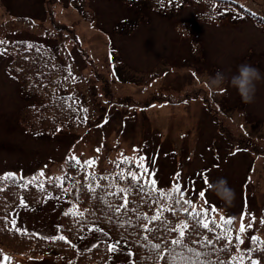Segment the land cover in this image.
Listing matches in <instances>:
<instances>
[{"label": "rangeland", "instance_id": "1", "mask_svg": "<svg viewBox=\"0 0 264 264\" xmlns=\"http://www.w3.org/2000/svg\"><path fill=\"white\" fill-rule=\"evenodd\" d=\"M240 2L254 12H264L263 1ZM202 7L193 2L163 10L146 1L0 0V40L28 38L50 46L57 61L74 67L63 90L74 94L87 109L82 123L51 134L28 132L20 121V107L41 99L21 93L9 69L14 46L2 45L0 177L5 173L25 181L34 176L37 181L59 177L65 158L73 154L81 165L90 158L96 160L94 169L83 167L86 172L111 171L117 159L137 162L142 155L149 172H156L158 189L169 190L179 183L185 198L191 197L197 209H208L218 223L222 215L232 217L234 239L242 214L245 225L255 224L253 216L264 218V152L244 151L222 134L226 130L241 134V138L233 137L239 145L249 137L264 145V79L257 82L251 104H245L228 83L220 88L209 86L217 70L231 76L245 63L264 76V25L252 18L203 22L195 15ZM158 91L169 98H155ZM151 95L155 100H147ZM229 103L237 108L235 117L242 125L232 121L234 107H228ZM206 104L221 106L223 113L215 110L225 130L220 132L219 123L214 125ZM40 171L44 177H39ZM219 178L235 190L231 206L207 187ZM63 189L66 195L48 193L38 206L26 201L29 206L23 207L18 202L11 220L29 232L61 235L59 214L75 206L73 190L65 184ZM98 228L91 225L74 242L75 248L86 249L99 239L110 244L116 241ZM251 235L264 240V224L246 231L242 248L253 246ZM119 247L121 251L110 253L105 264H134L127 255L129 247L122 242ZM0 251L12 257L6 264H68L53 252L14 251L1 244Z\"/></svg>", "mask_w": 264, "mask_h": 264}, {"label": "trees", "instance_id": "2", "mask_svg": "<svg viewBox=\"0 0 264 264\" xmlns=\"http://www.w3.org/2000/svg\"><path fill=\"white\" fill-rule=\"evenodd\" d=\"M128 1H146L150 6L166 10L169 7L178 8L185 2H193L195 4L202 3L203 7L196 11L198 19L206 22H220L225 18L231 20L239 18H252L256 23L264 25V12H254L250 7L242 4L240 0H128ZM263 1L264 0H260ZM222 13V15H221ZM216 18L213 19L212 17ZM28 44L33 45L32 48ZM14 46V54L9 63V69L12 71L20 83V90L23 94H33L40 96L39 103H26L20 107V121L26 130L33 134H49L55 132L58 128L69 125L73 121H82L84 119L85 109L74 97L73 94L63 90L68 74L69 67L73 72L71 65L63 64L57 61L56 55L52 49L42 42L30 39H17L12 42ZM264 152V148H257ZM123 159L113 164L111 171L96 173L97 175L107 174L112 178L103 181L104 185L109 183L117 187H123L126 180H116L117 172H123L125 175L131 171L138 172L136 163L128 158V162L122 168H118L117 164ZM67 170L64 175L68 178L64 180V184H80L84 187V191L76 187V206L74 209L66 210L69 212L65 216L64 212L60 214L59 227L60 231L68 239L62 241L51 239L43 235L29 231L17 232L10 227L11 213L17 205L21 197H24L32 206H38L47 193H59L62 189L52 187L55 181L46 179L43 182L36 181L27 189L19 184L12 185L10 181L0 179V244L15 250L29 252H55L68 259L69 264H105L109 254L107 252L108 242L106 240H98L90 247L78 251L73 247V241L82 235L90 224L98 225L110 234L114 240H120L125 243L133 252L134 264H152V260H142L141 257L149 255V249L142 247V237L144 233L140 228L135 226L120 227L115 217L109 220L107 207L93 198L92 194L87 191L88 181L85 179L86 173L83 167L71 168L67 164ZM2 177V176H1ZM17 178H21L16 176ZM25 181V180H24ZM27 182V181H25ZM75 182V183H74ZM43 183L42 191L38 185ZM143 183V181H141ZM112 190H115L114 188ZM106 199L116 202H123V195L118 194L117 198L107 197ZM134 203L130 205L139 206V213H147L152 215L156 212L158 206H154L152 201L146 194L141 193L139 189L134 190L133 195L129 197ZM184 205H176V215L170 212L165 213L167 219L171 220L173 225L184 219ZM85 211L84 215H74L76 211ZM132 215V219L135 215ZM7 217V219H3ZM143 223V221L141 222ZM8 225V227H5ZM208 235L212 238V234L202 231L200 236ZM53 237V236H52ZM58 237V236H56ZM126 238V239H125ZM175 238V234L169 236V239ZM196 237L193 236V239ZM234 240V239H233ZM225 243L222 241L217 247H221ZM254 245L253 247H255ZM235 247L229 250L230 255H235ZM229 254H222V258L227 260ZM256 259L264 260V257L256 256ZM215 259V257H213ZM160 264H164L163 261Z\"/></svg>", "mask_w": 264, "mask_h": 264}, {"label": "snow or ice", "instance_id": "3", "mask_svg": "<svg viewBox=\"0 0 264 264\" xmlns=\"http://www.w3.org/2000/svg\"><path fill=\"white\" fill-rule=\"evenodd\" d=\"M212 18L215 19L216 17L213 16ZM6 43V41L0 40V46ZM28 47L32 48L33 45L28 44ZM68 74L72 75L70 67L68 69ZM83 111L86 112L87 109H83ZM104 123H107V120H105ZM96 151L99 152L100 149L97 148ZM66 161L71 168L86 166L94 169L96 164V160L90 158L81 165L80 159L74 154L67 157ZM144 161L145 157L141 155L136 162V167L140 169L139 174L131 170H129L127 175L123 172L116 173V180L127 181L123 187H117L111 183L104 185L103 181L112 178L107 174L97 175L93 171L89 172L85 177L88 181V193L92 194L94 199L100 201L107 207L106 215H108L109 220L115 217L119 222L118 226H135L136 228H140L144 233L141 246L148 248L150 254L142 256V260H152L153 264H160L161 261H163L164 264H245V261H247L248 264H264V260L254 258L258 255L264 257V240H261L256 235H251V242L256 246L242 248V245L246 244L245 239L242 238L243 235L247 230L253 229L256 224H264V218L253 216L252 220L255 221V224L249 222L245 225L244 216L242 214L239 231L235 236V240H233L232 217L226 218L222 215L220 217V222L217 223L216 220L210 216L208 209L198 210L194 206L191 197L185 198V192L181 190V185L179 183L173 184L169 190L158 189L156 172H149V168ZM127 162L128 158L124 157L123 160L118 162L117 167L122 168ZM44 175L45 173L40 171L39 177H44ZM175 175L179 178L181 174L177 172ZM67 178L66 175H61L59 177H49L48 180L58 181V183H53L52 187H59L67 191V189H63V181ZM0 179L8 180L12 185L19 184L21 187L27 189L31 184L37 181L38 177L34 176L25 182L24 178H17L14 173H5ZM141 181H143V183H141ZM204 183L207 184V179L204 180ZM38 187L42 191L44 190L43 183L39 184ZM75 187L84 191V187L80 184H75ZM113 188L115 190H112ZM136 189L146 194L154 206H158L154 214L139 213V206L130 207L134 202L129 199V197L133 195ZM0 191H3V189H0ZM118 194L123 195L122 203L116 202L115 199H106L107 197L117 198ZM199 195L201 198L205 197V191L201 190ZM19 203L23 207L29 206L24 197L20 198ZM181 204L184 205L182 213L184 219H181L178 223L173 225L171 220L166 218L165 213L170 212L175 216V206ZM85 211L89 210H78L74 215L82 217ZM215 211L216 208L211 209L212 213H215ZM136 213L138 214L132 219V215ZM64 215L68 216L69 212L66 211ZM3 219H7V217ZM142 221L143 223H141ZM5 227H8V225H5ZM10 227L17 232L26 231L17 226L15 219L11 220ZM89 230L92 231L93 229ZM95 230L104 231L101 228ZM202 231L212 234V238L210 239L208 235L201 237L200 233ZM172 234H175V238L169 239V236ZM105 235L108 234L105 233ZM193 236L196 238L193 239ZM50 238L62 241H67L68 239L64 235ZM222 241H225V243H223L221 247H217ZM120 243V240H116L114 243L108 244L106 249L107 252L112 254L119 253L121 251L119 247ZM233 246L236 249L237 255L229 254V250ZM73 247H75V245H73ZM93 247H96V245H93ZM222 254H229V258L227 260L223 259ZM127 255L129 257L133 255L131 249L127 251ZM213 257H215V259H213ZM11 260L12 257L0 251V264H6V262Z\"/></svg>", "mask_w": 264, "mask_h": 264}, {"label": "clouds", "instance_id": "4", "mask_svg": "<svg viewBox=\"0 0 264 264\" xmlns=\"http://www.w3.org/2000/svg\"><path fill=\"white\" fill-rule=\"evenodd\" d=\"M262 79H264V76H262L258 68L245 63L239 65L236 73L231 76L226 75L221 70H217L215 75L210 78L209 86L220 88L228 83L236 89L245 104H251L255 99L257 82ZM207 187L225 204L231 206L234 203L235 190L228 185L225 178H219L215 182L209 183Z\"/></svg>", "mask_w": 264, "mask_h": 264}]
</instances>
